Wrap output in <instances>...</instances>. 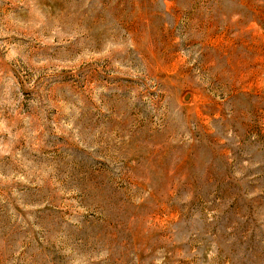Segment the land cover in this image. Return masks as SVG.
I'll return each mask as SVG.
<instances>
[{
	"label": "rangeland",
	"instance_id": "1",
	"mask_svg": "<svg viewBox=\"0 0 264 264\" xmlns=\"http://www.w3.org/2000/svg\"><path fill=\"white\" fill-rule=\"evenodd\" d=\"M0 264H264V0H0Z\"/></svg>",
	"mask_w": 264,
	"mask_h": 264
}]
</instances>
